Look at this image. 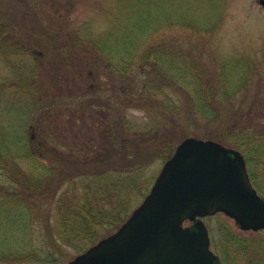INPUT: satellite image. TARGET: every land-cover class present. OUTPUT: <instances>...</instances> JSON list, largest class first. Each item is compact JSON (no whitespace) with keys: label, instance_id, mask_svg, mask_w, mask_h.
Masks as SVG:
<instances>
[{"label":"trees","instance_id":"trees-1","mask_svg":"<svg viewBox=\"0 0 264 264\" xmlns=\"http://www.w3.org/2000/svg\"><path fill=\"white\" fill-rule=\"evenodd\" d=\"M4 1L0 0V4ZM127 27L122 49L112 42L108 43L110 47H103L104 43L88 41L106 54L102 55L104 67L113 82L125 85L124 90H114L99 106L102 115L98 116L104 123L101 141L84 138L78 150L77 142L67 145L66 155L56 140L51 143L57 145L51 146L41 139L36 153L29 137L0 135V177L4 180L0 184V245L15 261L51 264L52 259H59V253L63 256L71 250L81 254L117 231L139 205L140 198L149 193L157 177L148 174L152 163H165L183 137L194 130L203 139L239 150L254 187L264 198V129L257 130L244 120L228 123L221 117L222 110L240 109L233 107L232 99L244 87L230 91L229 76L222 83L220 73H203L196 58H187L186 52L174 53L169 45L160 49L151 44L140 51L141 44L131 38L158 27H149L147 22L140 32L130 22ZM45 34L60 36L51 30H45ZM25 38L26 34L0 13V55L27 52ZM114 51L120 58L117 61L110 57ZM234 69L239 71V80L246 82L244 65L240 63ZM118 74L122 79H117ZM136 109L145 111L149 121L139 123L128 113ZM22 160H32L34 170L24 169ZM37 210L48 215L43 223V246L28 232L34 227ZM225 242L224 254L230 264L232 247L247 254L241 238L228 227ZM222 261L226 263L223 258Z\"/></svg>","mask_w":264,"mask_h":264},{"label":"rangeland","instance_id":"rangeland-1","mask_svg":"<svg viewBox=\"0 0 264 264\" xmlns=\"http://www.w3.org/2000/svg\"><path fill=\"white\" fill-rule=\"evenodd\" d=\"M262 1L29 0L28 3L5 0L0 4V13L20 33L23 31L26 34L28 51L11 56L0 55V135L6 134L9 138H14L16 134L27 136L36 153L40 151L41 139L47 140L51 146L57 145L51 143L56 140L66 146L62 148L58 145L66 155L67 145L77 142L78 150L84 138L96 137L101 141L104 123L98 116L102 115L99 106L114 90L120 87L124 90L125 85L113 82L110 72L104 67L106 61L102 55L106 54H101L88 41L92 39L99 44L104 43L103 47H110L108 43L112 42L117 49H122L126 44L124 34L128 22L139 32L145 22L149 27H158L143 36L139 34L136 39L131 38L141 44L143 48L140 51L151 44L160 49L169 45L174 53L186 52L187 58H196L203 73L206 70L220 73L222 83L229 76L230 91L244 87L232 99L233 107L240 109L222 110L221 117L228 123L244 120L257 130L264 129ZM44 29L60 36H49ZM113 54L109 56L118 57L117 51ZM240 63L244 65L246 82L241 78L239 80V71L234 69ZM119 77L120 74L117 79H122ZM19 83L28 86L22 87ZM30 83L32 86H29ZM128 113L139 123L150 119L143 110ZM188 137L203 139L197 130L183 140ZM21 162L24 169L34 170L32 160ZM163 165L162 161L155 160L148 174L158 176ZM3 182L0 177V184ZM143 200L140 198L139 205ZM44 212L37 210L34 227L28 231L40 246L45 239L43 223L48 217ZM203 222L210 231L211 248L217 255L220 254L225 264H230L224 254L227 227L241 238L247 249V254L242 255L232 247L229 253L231 264L264 263V231L242 230L234 219L222 213L207 217ZM191 224L186 222L184 226ZM78 255L66 250V255L59 253V259H52L51 264H67ZM0 264L44 262L15 261L1 244Z\"/></svg>","mask_w":264,"mask_h":264},{"label":"water","instance_id":"water-1","mask_svg":"<svg viewBox=\"0 0 264 264\" xmlns=\"http://www.w3.org/2000/svg\"><path fill=\"white\" fill-rule=\"evenodd\" d=\"M218 213L242 230H264V199L243 154L214 140L188 137L122 226L68 264H223L203 222ZM186 222L193 224L186 227Z\"/></svg>","mask_w":264,"mask_h":264}]
</instances>
